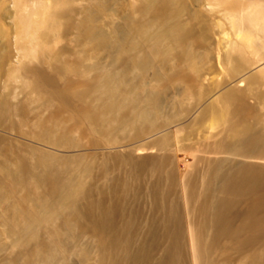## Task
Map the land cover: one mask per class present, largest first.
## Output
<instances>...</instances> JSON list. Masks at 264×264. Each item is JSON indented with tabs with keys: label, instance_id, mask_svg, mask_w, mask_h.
<instances>
[{
	"label": "bare ground",
	"instance_id": "1",
	"mask_svg": "<svg viewBox=\"0 0 264 264\" xmlns=\"http://www.w3.org/2000/svg\"><path fill=\"white\" fill-rule=\"evenodd\" d=\"M0 264H264V0L0 10Z\"/></svg>",
	"mask_w": 264,
	"mask_h": 264
},
{
	"label": "rangeland",
	"instance_id": "2",
	"mask_svg": "<svg viewBox=\"0 0 264 264\" xmlns=\"http://www.w3.org/2000/svg\"><path fill=\"white\" fill-rule=\"evenodd\" d=\"M11 1V0H10ZM10 1L9 0H0V4L3 6H0V10H6V8H7V6H8V4L10 3ZM3 3V4H2Z\"/></svg>",
	"mask_w": 264,
	"mask_h": 264
}]
</instances>
